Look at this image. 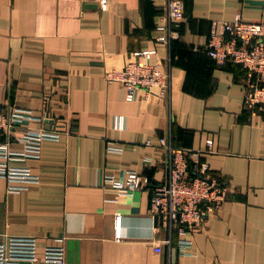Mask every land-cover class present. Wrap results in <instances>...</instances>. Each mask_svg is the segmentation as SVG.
<instances>
[{"label":"crops","instance_id":"crops-1","mask_svg":"<svg viewBox=\"0 0 264 264\" xmlns=\"http://www.w3.org/2000/svg\"><path fill=\"white\" fill-rule=\"evenodd\" d=\"M101 1L0 0V104L68 126L42 142L39 158L14 162L32 168L39 182L10 192L0 176V241L34 235L39 254L64 244L66 264H264V108L245 105L242 65L221 66L206 50L215 20L241 14L264 21V0H182L184 18L170 44L157 41L167 0H107L105 8ZM145 49L170 72V93L141 89L126 100L106 70L143 59L136 52ZM162 135L204 150L210 173L229 189L186 255L177 234L172 246L165 242L149 189L119 194L105 181L133 170L162 182Z\"/></svg>","mask_w":264,"mask_h":264},{"label":"built area","instance_id":"built-area-1","mask_svg":"<svg viewBox=\"0 0 264 264\" xmlns=\"http://www.w3.org/2000/svg\"><path fill=\"white\" fill-rule=\"evenodd\" d=\"M102 7L107 0L101 1ZM182 0H167L163 22L158 29L160 43L170 44L177 37L178 28L184 18ZM206 50L217 64L229 62L242 65L246 72L244 103L250 109L264 108V21H245L241 14L233 20H215ZM138 60L125 66L110 67L105 77L108 81L122 84L126 100L133 101L139 91L158 90L160 96L169 95L171 74L159 63L150 62L149 49L136 52ZM27 120H38L50 124L49 128H29ZM52 116L36 115L31 110L0 104V176L8 181L10 192H20L31 183L40 181V176L32 168L14 163L27 158H39L45 139H58L68 130ZM13 141L23 144L22 150L11 147ZM150 142V141H148ZM208 147L213 140H208ZM160 144L167 151V175L162 182H153L149 176L129 170L122 176L107 175L106 183L119 194L132 195L147 188L151 191V212L157 224L165 228L168 235L165 242L172 246L175 234L179 236V249L186 255L193 245L194 236L205 229L211 212L217 210L227 199L229 189L221 179L210 173L209 163L202 159L204 150L190 149L176 145L171 135L160 136ZM115 150L114 146H109ZM124 235L122 215L115 219V236ZM161 246L157 250L161 251ZM66 264L64 244L55 243L45 247L39 254L37 237L34 235L7 234L0 241V264ZM190 264H199L192 262Z\"/></svg>","mask_w":264,"mask_h":264}]
</instances>
